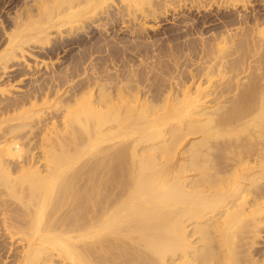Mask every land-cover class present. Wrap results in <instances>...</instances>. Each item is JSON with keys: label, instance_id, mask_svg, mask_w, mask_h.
<instances>
[{"label": "bare ground", "instance_id": "obj_1", "mask_svg": "<svg viewBox=\"0 0 264 264\" xmlns=\"http://www.w3.org/2000/svg\"><path fill=\"white\" fill-rule=\"evenodd\" d=\"M3 1L17 10L0 34V264H264V77L245 83L237 71L251 51L264 55V17L236 10L250 0L191 1L205 14L235 10L238 23L208 37L188 26L197 40L181 52L195 67L187 84L186 63L164 47L174 71L159 99L149 91L152 56L140 70L130 61L137 47L111 74L91 63L88 89H62L69 70L46 71L14 96L10 74L32 68V49L90 26L131 25L135 12L141 20L127 30L145 33L148 18L180 10L177 0Z\"/></svg>", "mask_w": 264, "mask_h": 264}, {"label": "rangeland", "instance_id": "obj_2", "mask_svg": "<svg viewBox=\"0 0 264 264\" xmlns=\"http://www.w3.org/2000/svg\"><path fill=\"white\" fill-rule=\"evenodd\" d=\"M181 0H177L178 2V8H180V10H177V12H169L168 14H165V16H162L157 18V19H153V18H148V20L146 21L147 23V30L145 29V33L143 32L142 34H136L135 35H130L129 31L127 29L131 28L133 23L131 22H134V23H138V21L141 20V15L139 12H135L134 14H136L135 16V19L131 16H125V21L127 20V22H129V20L131 21L129 25V23L126 25H122L121 23L122 22H118L113 25V26H108V28L105 30V32H103L101 29H95L94 27H89V29L87 28V30L85 32H81V33H78L76 36H70V37H66L64 36V34L62 35L64 38L63 40H56L58 38L59 35H56V34H53L54 36H52L54 39L55 37V40L57 41H54L52 43V46L49 45L48 49L44 48V50H41L39 48H35L31 50V53H33L32 55L33 56H29V58H27V61H26V64L29 63V65L32 66V68H29L31 70H27V68L24 67L25 64H22V66H19V68H17L15 71V74L14 72L10 74V76L12 77L11 80H13V84L11 85H15L14 86V90L11 89L13 91V94L14 96H21V95H24L25 92H27L29 89L32 88L33 86V80H37V79H40V77L42 78V75H44L43 73H47L48 74H45V76H49V74H52V73H55V74H60V73H63V71L65 72V70H69L68 73H70V77L72 79L71 83L69 85H65L62 89H70L69 87H72V88H75V89H79L80 87H82L83 89H88L89 85H87L88 83H83L85 80L88 79V77L90 78L89 75L90 74V71L88 70L89 68H91V63L92 65H96V69L97 71H99L100 73H110V72H115L114 70L123 67L122 65L124 64L125 62V58H130V57H126L124 51L127 50V49H132V48H140V50H138L136 53H131V58H130V61L133 62L134 64V67L136 69H142V63H140L141 61V58L144 59V61L146 59H148V56H152V57H149L150 59L146 60V65L147 66H155L154 68H157V69H154L153 72H148V74L152 73L149 75V80H151L150 82V85L153 86L151 87V89L153 88V90L149 89L150 91V94L152 93V96H159L161 97L160 95H165L166 91L168 90L167 87H168V82H166L164 80L165 77H167V75H170L172 72V67H174V63H171L173 62L172 59H170L171 57H168L169 55H167V53L165 52L164 53V50L163 48L164 47H167L168 44H171L172 46H177V47H174L173 48L175 49V52H178L177 54V58H178V62L180 61L179 59L181 58L182 59V54L181 52H184L185 51V48L186 46L188 45L187 43L189 42L190 44H192V42H194L193 44L195 45L196 44V41L197 40V37L194 36L193 34L195 32L188 30L190 29V24H195L197 25V30H201L204 34V37H208L209 35H211L213 32L216 33V31L218 32V30H222L223 26L222 24L223 23H229L230 24V21L234 22L232 24L233 25L231 28H235L234 26H237L236 23H238V19L237 17L235 16L236 12L235 10H224V9H219V8H216V7H212V9H210L207 14H205L203 11L205 9H196V3L194 4L193 2H191L192 0H182L183 3L180 2ZM2 2H5L2 0ZM6 2H8V0H6ZM180 3V4H179ZM186 4V6H185ZM188 5V6H187ZM145 6V5H144ZM142 6V8L144 7ZM185 6V8H184ZM184 9H183V8ZM248 8H246V11L244 12L242 6H237L236 10L237 11H241V14L246 15L247 17V20L248 21H252V19L254 18L253 16H256L257 18H262L264 17V5L263 3L261 2V0H250V3L247 5ZM139 8V7H138ZM141 8V7H140ZM141 8V9H142ZM148 8L147 6H145V9ZM144 9V8H143ZM214 9V10H213ZM0 23H2V25L0 24V34L2 32V27L5 28V30H8L9 28H11L10 25H8L11 21H12V18L14 17V13L15 11L17 10V5L16 4H12L10 5L9 4H6L4 6H1L0 7ZM179 11V12H178ZM182 11V12H181ZM243 11V12H242ZM173 13V14H172ZM205 18H203L204 16H206ZM235 16V17H234ZM130 17V18H128ZM124 18H123V21H124ZM137 18V19H136ZM252 18V19H251ZM136 20V21H133ZM191 19V20H190ZM235 19H237L235 21ZM251 19V20H250ZM11 20V21H10ZM185 20V21H184ZM184 21V23H183ZM189 24H188V23ZM126 23V22H125ZM185 26H184V25ZM236 24V25H235ZM203 25V26H202ZM205 25V26H204ZM228 25V24H227ZM9 26V27H8ZM127 26V28H126ZM131 26V27H130ZM149 26V27H148ZM189 26V28H188ZM244 26V25H243ZM260 29L259 30H256V31H263L262 33H264V30H261L262 27L264 28V25L263 24H260ZM110 27V28H109ZM123 27V28H122ZM146 27V26H145ZM214 27V28H213ZM151 28V29H150ZM185 28V29H184ZM188 28V29H187ZM220 28V29H219ZM222 28V29H221ZM150 29V30H149ZM217 29V30H216ZM182 30V31H181ZM188 30V32H190L189 34H192V36H187V39L184 37V34H181V32H186ZM196 31V29L194 30ZM193 32V33H192ZM258 33V32H257ZM257 33H254L253 34H256L255 36L257 35H263V34H257ZM80 34V35H79ZM129 34V35H128ZM252 34V36H253ZM56 35V36H55ZM141 35V36H140ZM182 35V36H181ZM254 37V36H253ZM264 37V35H263ZM100 38V39H99ZM136 38V39H135ZM256 39H258V37H255ZM150 39V40H149ZM174 39V40H173ZM186 39V40H185ZM259 39H260V36H259ZM264 39V38H263ZM108 40V41H107ZM168 40V41H167ZM76 41H79L76 42ZM111 41V42H110ZM129 41V42H128ZM64 42V43H63ZM108 42V43H107ZM148 44H147V43ZM157 42V44H155ZM171 42V43H170ZM186 42V44H185ZM78 43V44H77ZM151 43V45H150ZM180 43V44H178ZM57 44V45H56ZM100 44V45H99ZM141 44V46H140ZM145 44V46H144ZM166 44V45H164ZM93 45V46H92ZM97 45V46H96ZM107 45V46H106ZM121 45V46H120ZM154 45V46H153ZM157 45V46H156ZM164 45V46H163ZM185 45V48H183ZM1 46V45H0ZM105 46V48H104ZM109 46V48H107ZM133 46V47H131ZM148 46V47H147ZM152 46L156 53H154V55H152ZM163 46V47H162ZM52 47V48H51ZM118 47V49H117ZM124 47V48H123ZM128 47V48H127ZM99 48V49H98ZM145 48V49H144ZM123 51H121V50ZM142 49V50H141ZM150 49V50H149ZM153 49V50H154ZM160 49H162L163 51L161 53H159L158 51H160ZM166 49V48H165ZM111 52H110V51ZM114 50V51H113ZM178 50V51H177ZM47 51H49V53H47ZM51 51V53H50ZM104 51V52H103ZM119 51V52H117ZM121 51V52H120ZM140 51V52H139ZM147 51V52H146ZM180 51V52H179ZM246 51V50H245ZM106 52V53H105ZM109 52V53H108ZM264 52V50H263ZM112 53V54H111ZM117 53V54H116ZM145 53H146V59H145ZM164 53V54H163ZM179 53H181V57L179 56ZM244 53V52H243ZM246 53V55H245ZM243 56L241 57H246L247 56V53H249V51L245 52ZM116 54V55H115ZM133 54V55H132ZM140 54V55H138ZM142 54V55H141ZM166 54V55H165ZM252 54V55H251ZM251 54H248L250 56H256V57H253L256 58L254 60H252V57H247V58H240V60H243V62L245 63V65L243 64V62L239 61L240 62V67L238 66V72H240L241 74L244 73V75H242L243 77H245L242 81L246 83L247 82H250L252 79L253 80H256L260 78V80L264 77V68L262 66H264V64L261 66L262 63H264V55L263 53L260 52V54H257V55H254V52L252 53L251 51ZM262 54V55H261ZM89 55V56H88ZM91 55V56H90ZM93 55V56H92ZM110 57H109V56ZM107 56V58H106ZM119 56V58H118ZM128 56V55H127ZM142 56V57H141ZM154 56V57H153ZM164 56V57H163ZM167 56V57H166ZM262 57L260 59H257L258 57ZM89 57V58H88ZM184 57V56H183ZM85 58V59H84ZM112 58V59H111ZM137 58V59H136ZM153 61H152V59ZM162 58V59H161ZM167 58H169L170 60L168 61ZM251 58V59H250ZM121 59V60H120ZM142 59V60H143ZM155 59V60H154ZM245 59H248V60H251L250 62L252 63L253 61H258L259 63H250L251 65H253V70H257V72H259L257 74L256 71H254L252 73V68H247V62ZM81 61V63L79 64V62ZM84 60V61H83ZM94 60V61H93ZM157 60V61H156ZM165 60V61H164ZM79 61L77 64L76 62ZM86 61V62H85ZM91 61V62H90ZM138 61V62H137ZM147 61H149V65L147 64ZM159 61V62H158ZM83 66L85 67H82L81 69V64H83ZM154 63V64H151ZM165 62V63H164ZM170 62V63H169ZM97 63V64H96ZM102 63V64H101ZM136 63V64H135ZM181 64H183L184 67H182L183 69L181 70L182 74H181V77L185 78V79H182L183 82L185 80L186 84L189 82V74H188V69L189 70H194V68L192 66H190L191 62H189L187 60V62L184 61V58L180 61ZM39 64V65H38ZM46 67H45V65ZM110 64V65H109ZM173 64V66H172ZM254 64L256 66H254ZM38 65V66H36ZM71 65V66H70ZM76 65V66H75ZM89 65V66H88ZM101 65V66H100ZM77 66L80 67L77 68ZM105 66V67H104ZM113 66V68H112ZM119 66V67H118ZM144 66V65H143ZM188 66V67H187ZM190 66V67H189ZM20 67L25 68V70L23 71L22 69H20ZM52 69H51V68ZM65 67V68H64ZM68 67V68H67ZM72 67V68H70ZM74 67H76L74 69ZM102 67V68H101ZM116 69H115V68ZM170 67V68H169ZM192 67V68H191ZM259 67H262L263 70L262 71H258V68ZM46 68H50V69H47ZM191 68V69H190ZM261 68V69H262ZM85 69V70H84ZM109 71H108V70ZM114 69V70H113ZM124 68H122L123 70ZM185 69V70H184ZM259 68V70H261ZM27 70V72L25 73V71ZM34 70V71H33ZM39 72L38 75H35V77H31L33 72L37 71ZM107 70V71H106ZM170 70V71H169ZM19 71H22V73L24 72L25 74L24 77L23 75L21 74V72L19 73ZM62 71V72H61ZM174 71V70H172ZM183 71H185V75L187 76H182L184 75ZM187 71V72H186ZM31 72V73H30ZM85 72V73H84ZM159 72V73H158ZM154 73V74H153ZM247 73H250V74H247ZM89 74V75H88ZM111 74V73H110ZM256 74V75H255ZM22 75V76H21ZM246 75H249L250 78H248V76ZM40 76V77H39ZM44 76V78H45ZM153 76V78H152ZM241 76V77H242ZM251 76H257V78L255 79V77H251ZM263 76V77H262ZM87 77V79H86ZM158 77V78H157ZM242 77V78H243ZM188 78V79H187ZM70 79V80H71ZM153 79V80H152ZM187 79V80H186ZM250 81H248V80ZM252 80V81H253ZM83 81V82H82ZM159 81V82H158ZM241 81V82H242ZM32 82V83H31ZM83 84H82V83ZM86 82V81H85ZM155 82V83H154ZM242 82V83H243ZM261 82V83H260ZM259 84H263L264 82L263 81H260ZM263 82V83H262ZM81 83V84H80ZM162 83V84H161ZM166 85H165V84ZM78 84V85H77ZM85 84V86H84ZM156 84V85H155ZM82 85V86H81ZM189 85V84H188ZM248 85V83H247ZM75 86H78V87H75ZM166 86V87H165ZM244 86H246V84H244ZM161 87V88H160ZM80 88V89H82ZM156 88V89H155ZM158 88V89H157ZM96 89V88H94ZM240 90V89H239ZM152 91V92H151ZM159 93H158V92ZM242 91V90H240ZM247 89L244 92H246ZM24 92V93H23ZM156 94H155V93ZM164 92V93H163ZM238 91H236L237 93ZM161 93V94H160ZM239 93V92H238ZM159 97L157 99H159ZM39 138V137H37ZM36 138V139H37ZM39 139H37L38 141ZM36 141V140H35ZM93 152V153H92ZM91 153H89V157L90 155L93 156L95 155V152L94 150L92 151ZM38 156V155H37ZM36 156V157H37ZM86 185V184H85ZM82 185L81 188H86V186L88 185ZM86 190V189H85ZM261 230V229H260ZM261 231H264L263 229ZM262 238H259V244H260V239H263V241L261 242L262 244H260L258 247L259 248H262V250H264V232H261V235H260ZM3 239V238H2ZM20 251V249H16V252L18 254V252ZM14 251L13 255H17L15 254L16 253ZM13 259V258H12ZM72 264L71 262H64L62 264Z\"/></svg>", "mask_w": 264, "mask_h": 264}]
</instances>
